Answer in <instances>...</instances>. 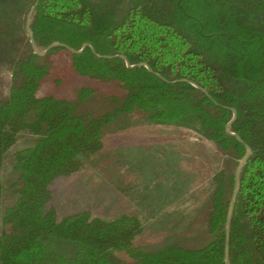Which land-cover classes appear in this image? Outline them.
Masks as SVG:
<instances>
[{"label":"trees","instance_id":"16d2710c","mask_svg":"<svg viewBox=\"0 0 264 264\" xmlns=\"http://www.w3.org/2000/svg\"><path fill=\"white\" fill-rule=\"evenodd\" d=\"M31 26L42 49L54 41L77 49L90 43L96 52H49H70L77 73L115 82L126 94L112 112L79 114L67 99L38 95L49 74L41 56L32 50L16 61L9 98L0 101V170L20 133L36 140L14 156L20 179L3 213L0 264H129L120 252L131 264H226V220L245 143L254 154L241 174L230 262L264 264V0H40ZM116 54L148 66L106 57ZM93 93L83 87L80 98ZM230 107L238 112L232 131L243 142L227 132ZM136 111L154 125L191 129L229 156L230 165L211 176L213 238L205 245L147 249L135 244L145 231L138 214L60 216L51 205L53 182L80 171L105 147V128ZM3 191L0 182V199Z\"/></svg>","mask_w":264,"mask_h":264},{"label":"rangeland","instance_id":"374dc122","mask_svg":"<svg viewBox=\"0 0 264 264\" xmlns=\"http://www.w3.org/2000/svg\"><path fill=\"white\" fill-rule=\"evenodd\" d=\"M34 2L0 0V101L9 98L16 61L32 51L26 18ZM39 62L49 67L39 96L67 99L79 114L92 116L112 112L123 102L126 91L121 86L80 75L68 51L49 52ZM83 87L94 90L85 100L80 98ZM35 140L30 132L20 133L5 157L0 170L4 186L0 230L5 209L17 197L13 185L20 174L14 166L15 153ZM105 143L80 171L53 182L51 205L60 216L86 209L99 216L138 214L145 231L135 244L147 249L168 243L194 248L212 240L207 229L211 176L231 163L219 146L188 128L151 124L140 111L108 125ZM117 257L132 263L125 252Z\"/></svg>","mask_w":264,"mask_h":264},{"label":"water","instance_id":"95a60500","mask_svg":"<svg viewBox=\"0 0 264 264\" xmlns=\"http://www.w3.org/2000/svg\"><path fill=\"white\" fill-rule=\"evenodd\" d=\"M39 2H40V0H35L33 5L31 6V8L29 9V12H28L27 18H26V32H27V35H28V38H29V41H30V44H31V47H32V50L34 53H36L39 56H44V55L48 54L51 49L58 47V46L65 47L73 53H82L87 46H91L92 50L94 52H96L94 47L90 43H85L81 48L77 49V48L69 46L68 44L62 43L60 41H54L49 46H47L45 49L40 48L38 46L36 39H35L33 30H32V26H31L32 18H33V15L35 13V10H36ZM98 55L101 56L100 54H98ZM113 56L122 57L126 61L127 65L130 67H133L136 65L148 66V64L146 62H139L137 64H131L130 61L128 60L127 56L123 55V54L107 55L106 57H113ZM194 84L197 85L196 83H194ZM199 87L201 89H203L201 86H199ZM230 108L232 109L234 115H233L232 120L227 125V132L230 135H235L239 141L243 142L242 137L239 134H236L235 132L232 131V125H233V122L237 119L238 112L234 107H230ZM245 146H246L247 152H246L245 156L240 160V162L236 168L235 186H234V189H233V192L231 195L229 209H228V215H227V220H226V243H225V261H226V264H231V262H230V231H231V223H232V219H233V215H234V211H235L236 200H237V196H238L239 188H240L241 174H242L243 168L245 167L246 163L248 162L250 157L254 154V150L251 148L250 145L245 143Z\"/></svg>","mask_w":264,"mask_h":264}]
</instances>
